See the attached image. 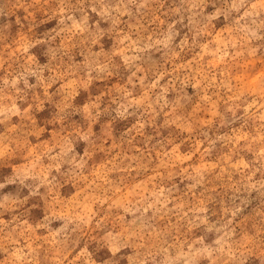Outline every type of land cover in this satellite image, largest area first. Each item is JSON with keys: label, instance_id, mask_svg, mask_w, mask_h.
Segmentation results:
<instances>
[{"label": "clouds", "instance_id": "obj_1", "mask_svg": "<svg viewBox=\"0 0 264 264\" xmlns=\"http://www.w3.org/2000/svg\"><path fill=\"white\" fill-rule=\"evenodd\" d=\"M0 264H264V0H0Z\"/></svg>", "mask_w": 264, "mask_h": 264}]
</instances>
